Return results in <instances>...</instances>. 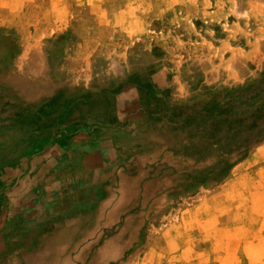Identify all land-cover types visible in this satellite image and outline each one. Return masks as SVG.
<instances>
[{
  "label": "rangeland",
  "instance_id": "1",
  "mask_svg": "<svg viewBox=\"0 0 264 264\" xmlns=\"http://www.w3.org/2000/svg\"><path fill=\"white\" fill-rule=\"evenodd\" d=\"M67 199L75 264H264V0H0V264Z\"/></svg>",
  "mask_w": 264,
  "mask_h": 264
},
{
  "label": "bare ground",
  "instance_id": "2",
  "mask_svg": "<svg viewBox=\"0 0 264 264\" xmlns=\"http://www.w3.org/2000/svg\"><path fill=\"white\" fill-rule=\"evenodd\" d=\"M69 186V185H68ZM70 188V187H69ZM73 188V187H72ZM99 190V189H98ZM93 193V192H92ZM93 195V194H92ZM97 195V194H96ZM30 196V194H29ZM68 200V199H67ZM75 203L76 205L79 204L78 201L75 200H68L67 204L70 205H64L62 206L61 212H62V226L64 227L65 231L63 232L64 235L60 238V236L57 238L56 242L53 241L50 245V241L47 240L45 243V247L41 249L40 252L36 258L33 260L30 259L28 262L29 264H75L76 258L70 257L68 255L69 252L74 251L78 249L79 246H81L82 243L86 244V237H95V233L98 229V219L100 216V207H98L95 211V215L93 217H96V222L94 219L90 218L88 215H86L84 211L83 204L81 205V213H73L69 211V208L71 205ZM86 206V205H84ZM58 212V211H57ZM49 216V215H48ZM47 216V217H48ZM57 213L52 212L50 214V219L56 220ZM56 223L53 226L52 231L54 228H56ZM62 233V234H63ZM61 234V233H60ZM64 244L63 247H60V244ZM1 242V240H0ZM96 243L91 248V255L92 260L89 261L84 256V258L79 257L80 264H101L104 261L110 262V257L106 254V249L108 248V243H105V239L98 238ZM54 244V245H53ZM83 244V245H84ZM54 246L55 248H52L51 246ZM57 245V246H56ZM55 252V254H54Z\"/></svg>",
  "mask_w": 264,
  "mask_h": 264
}]
</instances>
